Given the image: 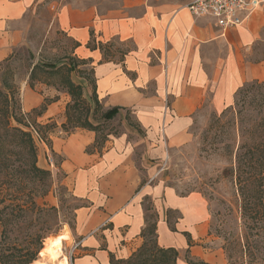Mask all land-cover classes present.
<instances>
[{
    "label": "crops",
    "instance_id": "1",
    "mask_svg": "<svg viewBox=\"0 0 264 264\" xmlns=\"http://www.w3.org/2000/svg\"><path fill=\"white\" fill-rule=\"evenodd\" d=\"M36 1L0 0V39L10 43L11 32L7 30L11 21L22 19ZM75 3L65 1L59 7L58 26L80 44L74 50L79 57L92 59L100 101L106 107L130 109L143 133L128 132L131 138L127 133L112 137L101 153L85 152L94 142L93 131L82 129L57 142L64 155V168L74 172L75 194L89 199L91 205L76 209L74 233L81 254L74 264H111L109 252L117 258L129 256L142 242L144 199L152 202L157 214L158 244L187 249L180 232L198 231V198L193 194L181 196L172 187L151 182L160 174L166 150L190 139L192 119L208 93L215 110L233 102L245 73L242 71V75L240 68H227L229 57L224 59L222 69L216 66L209 73L196 56L202 48L221 44V38L239 26L222 33L210 18L194 17L183 0H121L117 8L104 13L98 12L97 2ZM255 10L236 32L243 40H253L264 24V9ZM90 29L96 40L114 43L111 60H102L99 49L86 46ZM15 31L20 34L19 29ZM121 49L126 50L122 60ZM239 59L241 62L242 57ZM248 72L252 73L251 67ZM55 103L47 106L45 119L54 115L58 108ZM168 208L182 216L174 224L177 232L166 224ZM107 218V225L102 227ZM195 246L189 248L192 256L203 259L194 253ZM177 251V264H183Z\"/></svg>",
    "mask_w": 264,
    "mask_h": 264
},
{
    "label": "rangeland",
    "instance_id": "2",
    "mask_svg": "<svg viewBox=\"0 0 264 264\" xmlns=\"http://www.w3.org/2000/svg\"><path fill=\"white\" fill-rule=\"evenodd\" d=\"M65 1L73 3L76 1L77 4L97 2L99 13L117 8L121 2V0H38L26 11L22 19L11 21V28L7 30L11 32L9 34L10 43L0 39V62L10 57L7 63L14 73V83L18 88L21 108L26 113V117L30 121L48 122L43 114L37 115V111L32 109L38 108L44 97H58L55 103L58 108L50 117V121L57 125L49 135L53 152L45 142L35 136L38 165L51 172L49 191L44 197L36 199L39 208L22 217L19 227L7 232L5 238H2L0 227V243L4 244V247L31 244L33 243L31 237L34 234L47 232L42 240V246L46 239L58 238L68 264H74V259L81 254V246H75L79 240L74 233L76 209L91 205L88 204L89 199L75 194L74 172L66 171L64 168L62 162L64 155L59 152L56 144L62 142L72 133L82 132V129H75L67 134L60 128V124L65 120L64 108L66 103L70 101V97L62 89H56L58 88L56 85L44 83L46 81L57 84L58 76H49L47 73L37 71L34 87L28 86L29 73L33 64L54 62L72 51L73 42L60 29L56 20L57 11ZM262 8L264 9V5L256 8L255 11ZM239 27L233 29L234 31L227 32L226 36L221 38V44L200 49V55L196 58L202 67L211 73L216 66L218 70L222 69L224 59L229 57L230 62L227 63V68L237 70L240 68V73L242 75L245 73L244 82L252 79L264 80V24L257 36L251 41L249 38L243 40L238 36L236 32ZM18 29L20 34L15 31ZM6 51H9L8 55L2 57ZM239 57H242L241 62ZM91 65L93 64L87 63L81 68L88 71ZM250 67L251 74L248 72ZM88 77L89 73H84L82 77L76 73L72 74L75 82L83 83L84 96L87 99L91 92ZM101 103L106 108L104 102ZM167 104H170L169 98H167ZM223 108L215 110L210 103V93H208L192 119L190 139L180 146H170L166 150L163 163L160 166V174L156 180L151 182V184L159 182L163 186L172 187L181 196L193 194L198 198L199 208L196 217L200 227L197 232H186L190 235L192 245H196L194 253L202 255L203 259L201 260L210 264H227L221 249L222 239L215 234L216 230L220 228L219 226H224V228L227 226V224L221 223V219L224 218L227 209L226 204L229 201H234L235 194L234 185L224 172V169L231 164L227 145H233L235 135L227 125L223 127L224 123L219 125L217 122V116ZM125 114V111H120L112 120H100L102 134L110 133L108 140L121 133H127L128 138L133 137L131 133L138 134L133 117L128 113V119H126ZM95 116L99 117V114ZM220 119L223 120L221 122H224L226 117L220 116ZM114 133L117 135H113ZM144 207L146 216H149V220H153L156 213L152 202L144 199ZM98 209L101 212L103 206ZM165 214L168 228L177 232L174 224L179 217H182L180 212L168 208ZM182 232L180 234L187 242V238ZM176 249H179L181 253L180 258L184 260L183 264H188L185 258L186 246ZM189 256L193 259H199L192 256L191 252ZM37 258H40L39 252ZM42 259L44 264H59L51 256Z\"/></svg>",
    "mask_w": 264,
    "mask_h": 264
},
{
    "label": "trees",
    "instance_id": "3",
    "mask_svg": "<svg viewBox=\"0 0 264 264\" xmlns=\"http://www.w3.org/2000/svg\"><path fill=\"white\" fill-rule=\"evenodd\" d=\"M68 38H70L68 36ZM73 42L72 51L54 62L35 63L32 65L28 86L34 87L37 71L49 76H58L57 86L70 97L64 108L65 120L60 124L67 134L75 129H84L95 133L94 142L86 148L88 153H101L109 132L102 134L100 120L115 118L120 111H125L128 119L130 109L122 106L104 107L97 94L94 65L86 71L82 65L92 63L91 58L79 57L75 48L80 44ZM113 42H101L95 39L90 29V39L86 46L99 49L102 60H111L114 55ZM122 60L126 50L121 49ZM10 59V57H8ZM5 58L0 62V227L2 238L7 232L19 227L22 217L39 208L36 199L47 195L50 188V170L38 165L35 136L45 142L52 150L49 135L57 126L50 121L39 123L30 121L22 111L19 92L14 83V73ZM82 77L89 73L88 83L91 92L88 99L84 96L83 83L75 82L72 74ZM57 96L44 97L38 108L41 115L47 106L55 102ZM99 114V117L95 115ZM225 118L224 122H221ZM223 121V120H222ZM138 134L143 131L134 120ZM219 125L228 126L233 131L234 143L227 145L231 164L224 169L235 188L234 201L226 204V212L216 236L222 239L221 249L227 264H264V80L252 79L238 86L233 95V102L225 106L217 116ZM134 124V125H135ZM132 126V125H131ZM113 135H117L114 133ZM91 147V148H89ZM231 147V148H230ZM79 208V207H78ZM55 209V208H54ZM145 215V226L140 232L141 244L125 258H117L109 252L111 264H177L178 251L173 246H160L157 241L156 221ZM187 238L186 261L188 264H210L189 256L192 241L188 232H182ZM44 232L31 237L33 243L22 246L0 243V264H30L43 247ZM45 242V241H44Z\"/></svg>",
    "mask_w": 264,
    "mask_h": 264
},
{
    "label": "built area",
    "instance_id": "4",
    "mask_svg": "<svg viewBox=\"0 0 264 264\" xmlns=\"http://www.w3.org/2000/svg\"><path fill=\"white\" fill-rule=\"evenodd\" d=\"M184 6L194 17H208L223 32L240 26L264 0H183ZM108 218L102 226H106ZM80 241L75 243L78 246Z\"/></svg>",
    "mask_w": 264,
    "mask_h": 264
},
{
    "label": "bare ground",
    "instance_id": "5",
    "mask_svg": "<svg viewBox=\"0 0 264 264\" xmlns=\"http://www.w3.org/2000/svg\"><path fill=\"white\" fill-rule=\"evenodd\" d=\"M46 256L55 258L59 264H68L67 257L63 255L59 239L56 237L45 240L43 247L39 251L40 258L33 260L30 264H44L42 258Z\"/></svg>",
    "mask_w": 264,
    "mask_h": 264
}]
</instances>
